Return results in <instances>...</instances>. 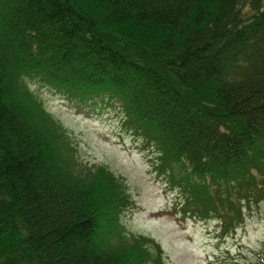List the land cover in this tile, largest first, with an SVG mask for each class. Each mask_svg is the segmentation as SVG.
<instances>
[{"label":"trees","instance_id":"16d2710c","mask_svg":"<svg viewBox=\"0 0 264 264\" xmlns=\"http://www.w3.org/2000/svg\"><path fill=\"white\" fill-rule=\"evenodd\" d=\"M25 78L116 105L182 218L224 238L264 203V0H0V264H160Z\"/></svg>","mask_w":264,"mask_h":264},{"label":"rangeland","instance_id":"374dc122","mask_svg":"<svg viewBox=\"0 0 264 264\" xmlns=\"http://www.w3.org/2000/svg\"><path fill=\"white\" fill-rule=\"evenodd\" d=\"M25 82L72 136L78 160L103 167L122 182L132 201L119 217L118 238L124 243L151 238L154 254H161L160 264H253L259 259L264 203L252 208L245 222L224 238L214 219L182 218L174 210L179 198L155 171L152 149L124 127L116 105H83L39 78Z\"/></svg>","mask_w":264,"mask_h":264}]
</instances>
